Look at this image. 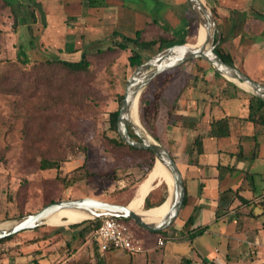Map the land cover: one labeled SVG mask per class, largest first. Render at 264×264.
Segmentation results:
<instances>
[{
  "label": "crops",
  "instance_id": "1",
  "mask_svg": "<svg viewBox=\"0 0 264 264\" xmlns=\"http://www.w3.org/2000/svg\"><path fill=\"white\" fill-rule=\"evenodd\" d=\"M7 1L17 13L23 51L33 59H48L51 53L77 61L84 53L104 50V39L126 29L121 7L92 8V0ZM245 1L205 3L217 15L224 55L261 83L264 21L250 15ZM141 12L133 11L131 24L139 23L133 31L144 40H174L188 26L177 16L161 30L158 17L148 22ZM251 52L261 58L246 68L244 57ZM215 76L207 96L192 97L191 108L168 120L169 149L160 142L181 170L185 187L184 204L170 228L150 233L138 227L133 232L141 252L103 255L84 226L25 231L0 244V264H264V124L248 119L250 95ZM159 186L146 196L144 209L152 196L148 209L168 195L165 189L156 191Z\"/></svg>",
  "mask_w": 264,
  "mask_h": 264
},
{
  "label": "rangeland",
  "instance_id": "2",
  "mask_svg": "<svg viewBox=\"0 0 264 264\" xmlns=\"http://www.w3.org/2000/svg\"><path fill=\"white\" fill-rule=\"evenodd\" d=\"M181 4L175 6L174 0H92V8L121 7L126 19L121 24L126 29L104 39V50L87 54L89 71L77 77H68L59 67L31 65L30 55L23 51L22 32L17 31L19 24H13L8 10L0 11V74L6 76L0 80V222L37 212L51 201L89 197L129 203L136 185L152 166L147 165L150 156L115 148L110 140L116 134L110 130L108 119L110 112L119 109V96H123L125 81L132 73L130 50L136 49L142 59H148L151 52L132 44L122 52L106 47L135 37L133 29L139 23L131 24L133 11H142L148 22L158 17L161 30L182 16L189 26L174 42L194 43L197 18L184 0ZM245 4L250 15L264 21V0H247ZM222 47L217 46L224 54ZM48 56L49 60L56 58L55 54ZM259 56L251 52L244 57L246 68L258 64ZM213 75L208 63L194 60L157 76L140 98L156 92L159 114L147 131L140 118L139 98L140 128L151 139L166 145L168 120L175 117L176 111L191 108L192 97H201L199 93L207 96L214 86ZM215 78L220 80L219 75ZM260 82L264 85V81ZM225 85L235 92L231 85ZM165 148L169 149L167 145ZM41 159L56 161L59 167L42 170ZM159 187L156 191L162 193L165 184ZM151 199L153 196L147 207ZM90 222L77 226L87 227L90 232ZM128 224L132 231L140 230L132 221Z\"/></svg>",
  "mask_w": 264,
  "mask_h": 264
},
{
  "label": "water",
  "instance_id": "3",
  "mask_svg": "<svg viewBox=\"0 0 264 264\" xmlns=\"http://www.w3.org/2000/svg\"><path fill=\"white\" fill-rule=\"evenodd\" d=\"M185 1L195 14L198 26L204 30L202 43L198 45L188 43L171 45L138 65L125 81L124 93L116 120L117 134L121 141L133 149L151 152L154 158L153 164L159 163L169 173L172 188L170 190L165 185V190L170 195V204L165 215L158 221H148L142 214L130 209L127 204L105 202L89 197L59 200L42 207L37 212L0 222V242L22 232L48 226L45 224L46 219L60 210L75 211L85 216V218L76 223L48 227H72L84 222L111 218L132 221L137 227L150 233H161L174 224L185 200L183 176L169 152L160 143L151 138L149 139L140 128L139 123L132 117L133 106L138 103L143 90L160 74L187 62L202 60L208 63L220 77L248 95L264 102V85L244 74L233 64L225 63L215 52L221 41V33L214 14L206 6V3L203 0ZM129 130L135 138L130 135ZM145 200L146 196L143 204H145Z\"/></svg>",
  "mask_w": 264,
  "mask_h": 264
},
{
  "label": "trees",
  "instance_id": "4",
  "mask_svg": "<svg viewBox=\"0 0 264 264\" xmlns=\"http://www.w3.org/2000/svg\"><path fill=\"white\" fill-rule=\"evenodd\" d=\"M7 10L12 14L13 24L18 23L17 13L15 11L14 6L7 0H0V11L1 12H7ZM212 13H213V11H212ZM188 26H189V21H188ZM113 34L116 35L117 33H113ZM125 40L126 41L124 43H116V44L112 45L113 50H117V51L122 52V51L127 49V46L129 44H132L136 48H141L143 50L150 51L151 52L150 56H151V55H153V54H155V53H157V52H159V51H161V50H163V49H165L171 45L176 44L172 38H168V37H158V38L151 39V40H144L142 38L140 31L136 32L135 37L126 38ZM182 44H184V43H182ZM112 46H109V47H112ZM215 52L221 57V59L225 63L232 64L228 55L222 54L218 48L215 49ZM150 56H148L147 58H149ZM85 57H86V54L84 53V54H82L81 58L77 61H72V60H67V59H62V58H55L52 60H49L47 58H38V59H32L31 58V61H29V63L31 65H37L38 67H41V66H46L47 68L59 67L65 71V73L67 74L68 77L69 76L70 77H77V76H80L82 74H86L89 71V64L87 61H85ZM145 60L146 59H142L140 53L137 52L136 49L132 48L130 50V55L128 56V63H129V66L131 67L132 71ZM21 61L28 63L27 60H24V59H22ZM214 74L218 75L216 72H214ZM5 77L6 76L4 75V73L0 74V80L3 81L5 79ZM220 78H222V77H220ZM122 97H123L122 95L119 96V103L121 102ZM140 104H141V107L139 109L140 118L143 119V121L145 123L144 128L147 131H149L150 125L155 122V120L157 119L158 114H159V106H160L159 96L156 92L152 93L151 97H146V96L142 95L140 98ZM248 109L250 111L248 119H250L252 121L257 120V121L261 122L262 124H264V102L263 101L255 98V97L250 96ZM117 115H118V109L116 111L109 113V119H108L109 128L111 131H113L116 134V138H113L110 140L112 145L117 149L126 148L127 150H130L133 153H141V154H145V155L150 156V159L148 160L147 165L153 166L154 158H153V155L151 152L145 151V150L133 149L121 141V139L119 138V136L117 134V128H116ZM129 133L132 137L135 138V136L132 134V132L130 130H129ZM142 163L145 164L146 161H142ZM152 166H151V168H152ZM39 167L42 170L57 169L59 167V165L56 161H49L46 159H41L39 161ZM162 184H164V183H162ZM153 191H150L149 193H151ZM164 200L165 199H163L162 201L159 200L158 204L154 207L161 205V203ZM53 202H55V201H51L48 204H51ZM154 207H151V208H154ZM118 221H123V220H118ZM97 222L98 221H93L90 223H92L93 225H96ZM123 222L128 223V221H123ZM74 226H77V225H74ZM74 226H72V227H74ZM11 238L12 237L1 241L0 244L10 240Z\"/></svg>",
  "mask_w": 264,
  "mask_h": 264
},
{
  "label": "bare ground",
  "instance_id": "5",
  "mask_svg": "<svg viewBox=\"0 0 264 264\" xmlns=\"http://www.w3.org/2000/svg\"><path fill=\"white\" fill-rule=\"evenodd\" d=\"M204 39V30L202 27L198 26L194 43H189L190 45L201 44ZM244 87V84L241 83ZM138 103L134 104L132 109V117L136 122H138L137 117ZM141 120V119H140ZM142 122V120H141ZM150 139V137H148ZM161 183H164L167 188L171 190L172 180L169 173L162 167L159 163L153 164L152 168L147 172L142 181L136 185V189L131 196V200L127 204L128 207L140 214H142L148 221H158L161 217L165 215L170 204V195H167L165 200L161 205L144 209L143 200L145 196L155 187L159 186ZM85 216L82 214L71 211V210H60L57 213L48 217L45 221V224L48 226L53 225H63L68 223H76L84 219Z\"/></svg>",
  "mask_w": 264,
  "mask_h": 264
},
{
  "label": "built area",
  "instance_id": "6",
  "mask_svg": "<svg viewBox=\"0 0 264 264\" xmlns=\"http://www.w3.org/2000/svg\"><path fill=\"white\" fill-rule=\"evenodd\" d=\"M91 240L97 245L101 255L117 250L130 254L142 251L139 240L135 237L130 225L111 218L99 219L91 231ZM162 245V242L159 241Z\"/></svg>",
  "mask_w": 264,
  "mask_h": 264
}]
</instances>
